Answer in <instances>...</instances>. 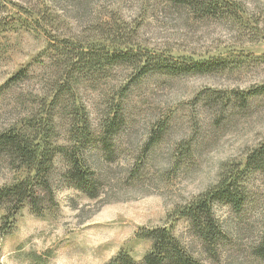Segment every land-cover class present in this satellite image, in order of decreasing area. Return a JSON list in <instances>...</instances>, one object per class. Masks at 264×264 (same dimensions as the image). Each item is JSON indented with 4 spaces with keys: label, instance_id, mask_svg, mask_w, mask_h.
<instances>
[{
    "label": "rangeland",
    "instance_id": "374dc122",
    "mask_svg": "<svg viewBox=\"0 0 264 264\" xmlns=\"http://www.w3.org/2000/svg\"><path fill=\"white\" fill-rule=\"evenodd\" d=\"M224 2L237 13L201 17L168 0H0V131L40 110L49 94L56 71L48 38L64 42L114 26L131 46L165 57L230 60L222 74L133 81L131 71L115 67L82 83L73 99L85 107L95 136L83 157L98 197L70 187L67 164L57 156L54 205L41 218L25 204L1 230L0 209V264H106L120 252L139 264L151 242L138 234L162 227L201 264H264V169L247 175L239 212L215 205L222 228L215 260L177 214L264 142V96L237 100L264 85V0ZM74 102L55 111L53 140L62 146ZM114 113L120 130L106 149L101 129ZM162 124L160 138L147 145ZM181 145H189L185 157ZM25 176L0 156V188Z\"/></svg>",
    "mask_w": 264,
    "mask_h": 264
},
{
    "label": "trees",
    "instance_id": "16d2710c",
    "mask_svg": "<svg viewBox=\"0 0 264 264\" xmlns=\"http://www.w3.org/2000/svg\"><path fill=\"white\" fill-rule=\"evenodd\" d=\"M177 6L187 7L201 17H216L220 14L235 15L237 12L227 6L224 0H168ZM95 36V37H94ZM49 37V36H48ZM127 36L114 26L105 27L87 36L71 37L58 41L48 38L46 52L51 68L56 71L48 95L42 98L40 110L23 117L20 122L0 131V156L15 169H24L26 176L0 188V209L5 215L2 226L11 227L15 217L27 204L31 213L41 218L54 205L51 174L57 156L67 164L65 182L82 192L88 199L98 197L94 171L83 157V150L95 145L88 113L84 106L74 102L79 86L101 78L109 69L123 67L134 74L133 81L158 74L165 77L182 75L222 74L229 69V58H174L163 56L131 46ZM20 72L11 78L16 81ZM238 103L246 104L248 99L264 96V85L237 94ZM71 104L72 111L68 145L55 143V111ZM73 105V106H72ZM165 129L158 127L149 138L147 145L157 141ZM120 130L117 113L106 119L101 129V143L107 149L109 141ZM95 143V144H94ZM179 153L185 157L189 145H181ZM264 169V142L249 152L244 163L224 170L218 183L198 195L177 211L181 218L188 220L190 229L202 243L205 253L215 260L222 228L217 220L215 205L226 206L239 212L245 203V181L249 173ZM7 225V226H6ZM138 236L151 242L150 250L139 264H201L189 255L172 232L165 227L141 231ZM106 264H137L126 253L120 252Z\"/></svg>",
    "mask_w": 264,
    "mask_h": 264
}]
</instances>
